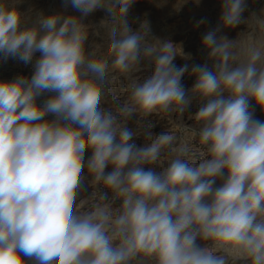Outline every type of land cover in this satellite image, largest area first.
Wrapping results in <instances>:
<instances>
[{
	"label": "clouds",
	"instance_id": "9594fccd",
	"mask_svg": "<svg viewBox=\"0 0 264 264\" xmlns=\"http://www.w3.org/2000/svg\"><path fill=\"white\" fill-rule=\"evenodd\" d=\"M135 2L64 0L80 15L39 14L28 26L0 0V60L27 65L40 53L30 77L0 81V264H264V121L250 111L254 102L264 112V16L248 21L262 35L242 49L218 33L244 22L246 0H221L220 23L201 40L211 66L178 67L191 54L151 37L146 20L130 25ZM98 9L108 13L107 53L86 47L83 21ZM145 64L153 71L141 81ZM121 78L127 96L104 107ZM193 100L199 163L172 132L133 142V116L183 117ZM166 150L175 155L161 167ZM86 181L92 193L80 206L91 197L90 210L78 212Z\"/></svg>",
	"mask_w": 264,
	"mask_h": 264
},
{
	"label": "rangeland",
	"instance_id": "374dc122",
	"mask_svg": "<svg viewBox=\"0 0 264 264\" xmlns=\"http://www.w3.org/2000/svg\"><path fill=\"white\" fill-rule=\"evenodd\" d=\"M10 3H15L21 13H23L25 22L28 26L36 20L39 14L45 16L53 13H63L64 15H77L80 13L73 9L70 5L64 6V0H9ZM183 0H136L135 4L130 8L128 13L129 24L133 25L136 30H139L140 24L143 21H148L150 26V36L159 38L160 40H170L174 44L182 45L185 53H190L192 59L185 61L177 57L174 63L179 67L184 63L191 64H204L211 62L207 60L206 52L201 48L202 36L210 29L216 28L220 23L221 16V0H184V3L177 8L176 4L182 3ZM246 9L242 15V22L234 29H221L218 35H225L230 40L239 39L241 41V48L246 49L251 43L253 38H258L262 35L258 29L253 30L249 27L248 21L252 16H264V0H246ZM108 18V13L104 9H98L84 18V23L90 26L89 39L86 47L91 50L96 44H103V50L107 53V41L104 37V29L101 27V21ZM203 20L204 23L197 27V22ZM99 32V35L95 33ZM243 35V36H242ZM242 36V37H240ZM243 51L241 58H243ZM40 53L37 52L33 58L32 63L25 65L18 59L9 58L6 61L0 60V81L13 80L18 76L30 77L34 71L36 59ZM153 71L152 66L143 65L142 71L136 75L143 81L144 78L151 75ZM195 77L185 73L182 82L186 89H190L194 84ZM126 81L121 78L116 82L114 87L105 90L102 99V105L106 108H113L115 105V97H126ZM52 93H46L38 98V103H43ZM200 103L193 100L189 110L183 117L175 114L171 116L157 117L155 115L149 116L143 121H138V118L133 116L128 122V127L136 130L138 136L134 138L133 142L138 146L145 144L144 134L145 131L152 133H160L163 131L172 132L178 137V142L187 143L191 149L189 158L192 162L199 163L201 153L198 151L199 146L197 143L198 137L195 133L198 131V125L194 120L189 118L190 114H194ZM250 111L253 112L254 118L264 121V112L257 107L254 102L250 104ZM52 115L46 119H53ZM149 125L151 127L149 128ZM188 126V127H185ZM90 153H86L87 156ZM175 154H169L166 150L161 160V167H166L167 163L173 158ZM111 169L109 168L108 171ZM156 171H160V167H155ZM223 181L217 179L216 185L219 186ZM92 193V188L85 182V189L82 196L78 195L76 202V210L78 212H86L90 210L91 197L89 202L81 207L82 197H88ZM109 196L111 193L109 192ZM120 201H116L113 207H119ZM203 246V242L198 241ZM131 264H155L152 258L138 257L131 261Z\"/></svg>",
	"mask_w": 264,
	"mask_h": 264
},
{
	"label": "bare ground",
	"instance_id": "6f19581e",
	"mask_svg": "<svg viewBox=\"0 0 264 264\" xmlns=\"http://www.w3.org/2000/svg\"><path fill=\"white\" fill-rule=\"evenodd\" d=\"M152 74V73H151ZM192 152V151H191Z\"/></svg>",
	"mask_w": 264,
	"mask_h": 264
}]
</instances>
